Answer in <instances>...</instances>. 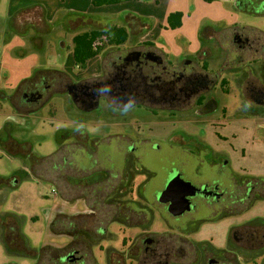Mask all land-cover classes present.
Returning <instances> with one entry per match:
<instances>
[{
	"label": "rangeland",
	"instance_id": "rangeland-1",
	"mask_svg": "<svg viewBox=\"0 0 264 264\" xmlns=\"http://www.w3.org/2000/svg\"><path fill=\"white\" fill-rule=\"evenodd\" d=\"M131 1L124 4L127 7L122 4L118 8H92L89 0H0V140H6L10 134L18 142L14 149L24 144L29 152L22 158L19 153L12 154L0 147V178L3 181L0 184V264H136L135 260L138 264H151L153 259L142 252L144 236L161 242L166 256L159 258L160 264H207L212 255L198 252L191 242L225 251L229 240V246L235 245L238 234L230 239L233 230L244 227L256 220V215L264 213V204L253 206L258 200L248 202L242 197L245 188L235 196V187L239 184L251 178L264 180V110L258 108L263 114L255 116L260 119H254V114L247 115L246 112L252 113L251 110L257 107L245 104L244 90L240 87L243 75L254 64L245 62L234 68L233 55L223 49L212 52L209 72L205 74L209 89L197 95L200 102L208 97L216 102L217 111L209 116L197 118L194 113L152 116L141 115L137 110L122 113L103 107V116L99 117L95 112L86 115L77 109L66 94L62 97L55 94L43 106L31 104L25 110L10 105V96L15 106L20 107L21 93L37 89L36 79L28 84L21 83L37 76L39 70L64 72L74 80L90 76L94 71L91 60L83 67L73 64L72 37L84 30L103 29L111 23L120 26L126 23L128 14L138 17L134 10L145 0L132 4ZM155 1L153 20H158L160 12L166 9L184 10L183 26L171 32L180 42L198 33L211 35L235 25L264 31V17L237 10L233 6L236 0ZM116 9L120 12L118 15L112 13ZM16 17L17 24L14 22ZM127 46L128 43L119 48ZM113 48L108 47L105 55ZM237 71L245 74L235 79ZM27 111L31 112L27 114ZM186 117L205 121L191 126L186 123ZM132 122H137L140 140L147 142H137L132 148L136 167L144 168V172L136 174L133 192L118 198L120 205L122 201L130 200L128 204L137 211L128 212L123 224L113 220L127 214L106 199L120 185L127 144L131 143L123 138L125 131H119L114 125L129 124L132 129ZM76 131L86 132L89 138L91 136L93 147H97L90 152L89 165L75 163L66 148L58 150L68 143L64 137ZM127 134L132 137L131 133ZM187 134L196 137L202 145L219 150L221 155L209 157L195 146L177 145V141ZM57 150L59 153L55 154ZM189 150L194 154L190 155ZM63 158L67 163L62 161ZM39 159L45 160L34 167L33 175L30 164ZM209 162L217 164L211 171ZM98 171L103 173V181L92 184L89 176ZM174 171L195 187L216 185L224 194L223 199L212 204L196 197L193 210L180 217L168 215L156 201V194L164 189L169 174ZM51 182L56 184L57 195ZM59 211L75 216L71 234L73 239L77 236V241L73 242L67 235L49 232V221ZM140 211L149 212L146 221ZM12 233H17V237ZM3 235L12 241L11 246L7 245L9 249L11 247L10 253L29 250L34 254H9ZM89 238L95 242L90 248L82 242ZM257 242L239 252L236 264H264V237ZM45 246L50 249L40 253ZM74 249L77 251L73 256L79 257V262L58 261ZM216 259L219 260V256ZM231 259L234 261L230 256L228 264H235Z\"/></svg>",
	"mask_w": 264,
	"mask_h": 264
},
{
	"label": "flooded vegetation",
	"instance_id": "flooded-vegetation-1",
	"mask_svg": "<svg viewBox=\"0 0 264 264\" xmlns=\"http://www.w3.org/2000/svg\"><path fill=\"white\" fill-rule=\"evenodd\" d=\"M233 6L237 10L251 16L264 17V0H236ZM213 34L218 38L217 44L219 48L223 49L227 54L233 55L234 68L240 65L241 62L254 64L253 68L250 66L249 70L245 72L246 74L240 71L235 72L234 78L238 79L239 76H242V73L245 74L243 75L244 81L240 85L241 89L244 90V97L247 98V100L245 98V104L249 107H257V109L251 110L252 113L246 112V114L250 116L254 114L252 116L254 119H260L255 115L263 114L260 110L258 111L259 107L264 110V31L255 27L235 25L228 31L222 30ZM224 46L226 47L224 48ZM97 56L100 57L101 61L97 74L74 80L65 73L67 76L66 80L55 83L52 89L48 86H41L40 89L22 92L20 107L13 104L12 98L8 99L10 105L14 109L25 110L27 105L31 104L43 106L55 94L61 95V97L66 94L77 109L82 110L86 115L95 112L99 117L103 116V107L107 109L114 108L122 113H131V111L137 110L141 115L152 116L159 114L170 117L176 114H188L189 116V113H194L197 118L212 115L217 111V105L213 98L208 97L200 102L197 97L200 91L209 89L208 76L202 73L200 70L201 65H198V63L191 64L185 60L173 65L157 53L141 48H134L124 52L116 49L112 50L104 56V65L103 53ZM107 58L108 60L106 61ZM239 97L238 100L241 103ZM239 107L240 104L237 109ZM31 109L34 108L32 107ZM204 121L201 118L187 119L186 123L196 126ZM136 123L132 122V129L129 124L114 125L118 126L115 128H119V131H123V133L125 131L123 138L127 139L126 142H131L127 144L128 152L127 156L124 157V163L129 154L132 155V148L135 143L147 142L144 139L140 140L141 134L136 130V126H138ZM114 126L111 125L110 127ZM127 133H131L132 137ZM110 136L112 137L113 134H110ZM114 136L120 137V135ZM180 140L198 148L197 143L199 141L194 136L187 134V137ZM68 143L67 148H70V155L76 159L79 155L81 156L79 161L76 160V162L78 164H87L88 162L89 164L91 158V154H88L89 149L93 151L97 149V147H93L91 137L89 138L84 131L83 133L76 131ZM152 146L156 147L154 144ZM259 181L264 182V180ZM259 181L251 178L244 184H239L235 187L237 190L235 196L240 195L241 188H245L242 197H246L247 201L250 202L257 192L260 193V190H258ZM206 186L212 195H196L190 198L192 210L195 207L193 202L196 197L205 199L212 204L219 203L223 199L224 194L216 185ZM160 205L166 211L167 204ZM132 212L135 213L137 211L133 209ZM140 212L145 216L149 214L146 211ZM145 221L142 223L143 225ZM242 229L243 227L235 229L233 232L232 237L238 234L235 244L242 241L247 242L248 234ZM261 237L263 238L264 234ZM257 238L256 241H258ZM141 242L144 244L142 252L153 259L151 264H155L156 256H160L165 250L161 242L151 236H144ZM211 255L213 258L207 264H227L225 261L220 262V260H217L216 257L218 255ZM66 256H68L70 263L79 262L80 258L71 255V253ZM135 261L138 264L139 261Z\"/></svg>",
	"mask_w": 264,
	"mask_h": 264
},
{
	"label": "trees",
	"instance_id": "trees-1",
	"mask_svg": "<svg viewBox=\"0 0 264 264\" xmlns=\"http://www.w3.org/2000/svg\"><path fill=\"white\" fill-rule=\"evenodd\" d=\"M128 1H131V0H90V5L92 8H100L103 6H112V5H117V4H120L123 2H128ZM39 15H42V13H40ZM17 19L18 18L16 17L14 19V22ZM125 20H126V24L129 25V27L132 26V24H134L135 22L138 25H141V23L137 17L131 16L129 14L126 16ZM15 24H17V22H15ZM181 24H182V14L180 12L170 13L168 15V17H167V28L172 29V30L177 29L181 26ZM31 25H33V23ZM16 28H17V30L20 29L19 26H16ZM129 37H130V33H129V30L126 28V26H118V25H111V26H109L107 28H103V29H99V28L88 29V30H84V31H81L79 33H76L72 37L71 58H72L73 64L77 67H83L90 60H92L94 57L101 54L107 47H119L121 45H124L129 40ZM66 78H67V76L64 72H60V71H56V70H48V71L47 70H43V71L39 70L37 73V76L23 81L21 83V85L31 83L33 80L36 79L37 82H34L36 88H40L41 86H48L50 89H52V86L55 83L65 81ZM9 98L11 99L12 96H10ZM16 106L19 107L18 105H16ZM33 111L34 110L32 109V112ZM29 112H31V111H27V114ZM18 113H21V112L19 111ZM7 127L8 126L6 125L5 128H7ZM80 132L83 133V131H80ZM72 136L73 135H71V136L68 135L67 137H64V138L65 139L67 138L68 142H69V139L72 138ZM7 137L8 138L6 140H0V147L1 148L5 149L7 152L12 153V154H18L19 153L22 158L26 157L28 155L29 152L26 149V147L24 146V144H19L21 146L18 149H14L13 146H16L14 144H17L18 142H16L14 139H12L10 134H8ZM68 144L69 143L61 145L58 150L61 151V147H62V148H66L69 152L70 148H67ZM177 145H179V146H190L189 144H187L183 140H178ZM197 147L199 149H204V146L201 144V142L197 143ZM58 150L56 151L55 154L59 153ZM91 151H93V150L89 149L88 154H90ZM191 152H193V151L191 150ZM69 154H70V152H69ZM70 156L73 157L72 155H70ZM31 159H30V161H31ZM39 160L40 161H38L36 163L30 164L31 172L33 175H34V173H33L34 167H38L39 164H41L45 159L44 160L39 159ZM62 161L64 163H67L65 161V158H63ZM73 161L76 162L74 157H73ZM134 161H136V159H134V157L129 154L128 158L125 160V165L123 168V173L121 176L120 185H118L116 187V189H114L108 195V197L106 199L110 205H113L116 208L122 209V212L124 215L127 214L128 212L130 213L131 210H133L132 205L128 204V201L130 202V200H128V199L126 201H122V204L120 205L119 202H121V201L118 198H119V196L121 198V197L127 196L128 194L130 195L133 192L132 189H133V183H134V179H135L136 174L139 172H144V168H141V167L137 168ZM91 166L92 165H90V167ZM83 169L84 168L81 166V170H83ZM36 177L41 178V176H38V175ZM89 178H91L92 184H97V183L103 181V173L101 171L95 172V173L91 174L89 176ZM2 182L3 181L0 178V184ZM51 183L54 185L55 195H57L58 192H57L56 184L54 182H51ZM259 183H260V186H258V190H260V193L257 192L254 195L253 200L264 198V182L259 181ZM80 185H82V184H80ZM125 203H127V205ZM73 204H75V202ZM127 216H128V214L125 215V217H123V218H118V219L113 220V221H119V222H122L123 224H125V221L128 218ZM146 218H147V216L145 217V219ZM74 220H75V216L72 214L66 215L65 213L60 212V211L56 212L53 215V217L51 218V220L49 221V224H48L49 232L53 235H67V236L72 238L73 242L75 239L77 241L78 240V238H76L77 236L75 237V239H73L72 234H71V232H72L71 228L74 229V227H75V222H73ZM149 221L150 220L148 219L147 222L149 223ZM243 229L245 230L244 232H246L248 234L247 242L242 241L241 243L235 244L233 246H229L230 241H231V240H229L228 248L225 251H218V250L212 248L210 245H207V244L193 243V242H191V243H192V246L194 247V249L198 250V252H203L204 254H207L208 252L210 254H216L219 256L220 261H225L227 264H228L229 257L232 256L234 258V261L232 259H231V261L236 264V262L239 260V257H238L239 252L245 250L246 248H249L255 242H257L256 241L257 237H258L257 238L258 240L260 238H262L261 236H262V234H264L263 233L264 221H260L258 219L253 220V221L249 222L247 225H245L243 227ZM234 231L235 230L232 231L230 239L232 238ZM12 234L14 235L15 238L17 237V233H12ZM3 237H4V239H3ZM3 237H2L3 242L5 243L7 251L9 254L14 255V256H16L15 254H20L21 256L34 254L33 252H31L29 250H27L26 253L24 251L19 252V253H13V254L10 253L11 247L9 249V247L7 245L11 246L10 242H12V241L8 240V236L5 237V235H3ZM82 242L84 244H86L89 248L91 245L95 244L94 241H90V238H89V241L86 239L85 241L83 240ZM69 247L70 246L68 244V248ZM46 249H50V247L45 246L39 252L41 253L42 251H45ZM54 251L58 252V251H60V249H54ZM73 251L74 252L71 253V255L76 254L75 251H77V250L74 249ZM165 256H166V253H163V252L161 253L160 256H156L157 261H155V264L159 263L158 260L160 257L165 258ZM63 257H66V255ZM63 257H59L58 261H60V262L68 261V259L62 260Z\"/></svg>",
	"mask_w": 264,
	"mask_h": 264
},
{
	"label": "crops",
	"instance_id": "crops-1",
	"mask_svg": "<svg viewBox=\"0 0 264 264\" xmlns=\"http://www.w3.org/2000/svg\"><path fill=\"white\" fill-rule=\"evenodd\" d=\"M137 0H132V2H135ZM126 2L112 5L111 7L118 8L119 5H124ZM142 5L139 7H136L137 10L135 14L138 16V20L140 21L141 25H138L136 22L132 24V26L129 27L126 23H123L120 26H126V28L129 30L130 37L129 40L126 42L128 43V46L124 49L122 48H113V50H120L121 52L134 49V48H141L147 51H152L163 57L167 62L170 63H179L181 61H187V63L194 64L193 62L195 59H197L198 65H201V71L203 74H206L209 72V59L212 55V52L217 50H220L219 45L217 44V37L214 34L211 35H203L197 34V36H192L191 38L181 39V42L176 40V38L172 35L171 32L178 30L183 26V23L181 26L177 29H169L167 28V17L170 13L180 12L182 15H184L183 9H174L171 11H168L166 9L163 12H160V18L158 20H153V14H154V8L156 9L157 1L155 0H145L141 2ZM90 4V0H89ZM91 6V5H90ZM129 6V5H128ZM134 6V5H130ZM104 7V6H103ZM133 12V11H131ZM113 14H119L120 12L118 9L112 11ZM131 15V14H129ZM136 17V16H135ZM144 19V20H142ZM153 20V21H152ZM116 25L111 23L108 26H104L105 28ZM119 26V25H118ZM232 28V27H230ZM230 28H227L226 31H228ZM19 35H21L19 33ZM124 44V45H126ZM120 47V46H119ZM226 46H224L225 48ZM108 48V47H107ZM106 48V49H107ZM103 51V65H104V56L107 52V50ZM106 51V52H105ZM105 52V53H104ZM91 64L94 65L92 68L94 71L91 73V75L97 74V69L101 65L100 57L97 56L94 57L91 61ZM245 62H241L240 65ZM222 73V71L220 72ZM260 125H263L260 123ZM264 127V125H263ZM256 133V132H255ZM98 135V134H94ZM91 137V136H90ZM257 140V139H256ZM204 146V145H203ZM262 148H264L262 146ZM261 149V147H260ZM190 155L194 154V151L191 152V150L187 151ZM202 152H205L208 154V156H212L213 154L217 155L219 157L221 155V152L219 150H216L214 148H210L208 146H204V149ZM219 154V155H218ZM209 168L210 171L214 169V166L217 164L215 162H209ZM263 176H261L262 178ZM258 202H254L253 206L260 203L264 204V198L257 199ZM255 219H258L260 221H264V213L256 215L254 217Z\"/></svg>",
	"mask_w": 264,
	"mask_h": 264
},
{
	"label": "water",
	"instance_id": "water-1",
	"mask_svg": "<svg viewBox=\"0 0 264 264\" xmlns=\"http://www.w3.org/2000/svg\"><path fill=\"white\" fill-rule=\"evenodd\" d=\"M196 195L209 196L212 193L206 185L195 187L181 179L178 172L174 171L169 174L164 189L156 194V201L159 204H167L166 211L170 216L180 217L192 210L190 198ZM65 259H68V256L62 260Z\"/></svg>",
	"mask_w": 264,
	"mask_h": 264
}]
</instances>
